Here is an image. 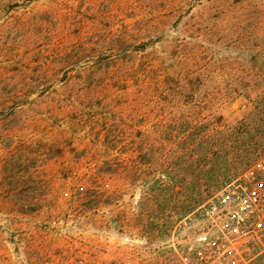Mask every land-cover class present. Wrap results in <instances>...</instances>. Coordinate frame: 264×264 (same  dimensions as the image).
Instances as JSON below:
<instances>
[{
  "label": "rangeland",
  "instance_id": "rangeland-1",
  "mask_svg": "<svg viewBox=\"0 0 264 264\" xmlns=\"http://www.w3.org/2000/svg\"><path fill=\"white\" fill-rule=\"evenodd\" d=\"M262 156L264 0H0V264H183Z\"/></svg>",
  "mask_w": 264,
  "mask_h": 264
},
{
  "label": "built area",
  "instance_id": "built-area-1",
  "mask_svg": "<svg viewBox=\"0 0 264 264\" xmlns=\"http://www.w3.org/2000/svg\"><path fill=\"white\" fill-rule=\"evenodd\" d=\"M184 221L197 228L188 237L183 264H251L264 253V156Z\"/></svg>",
  "mask_w": 264,
  "mask_h": 264
},
{
  "label": "trees",
  "instance_id": "trees-1",
  "mask_svg": "<svg viewBox=\"0 0 264 264\" xmlns=\"http://www.w3.org/2000/svg\"><path fill=\"white\" fill-rule=\"evenodd\" d=\"M173 187L172 188H169L168 189V191L167 192H169V193H167V194H170L169 196H170V198H171V195L172 196H175V192L173 191ZM158 190H159V194L157 195L158 196V198H161L162 196H165V195H162V191H163V189H161V187L159 186V188H158ZM192 189H191V191H190V193H189V197H188V200H186L187 202H188V204L185 206V208H186V210H190L191 208H193L194 207V205L196 204V200L193 198V197H191L192 196ZM176 195H177V193H176ZM163 198V197H162ZM166 199H167V196H166ZM169 200V199H168Z\"/></svg>",
  "mask_w": 264,
  "mask_h": 264
}]
</instances>
